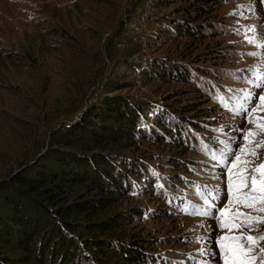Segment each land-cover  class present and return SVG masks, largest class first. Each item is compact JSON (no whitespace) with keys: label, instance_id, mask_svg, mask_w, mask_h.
<instances>
[{"label":"rangeland","instance_id":"rangeland-1","mask_svg":"<svg viewBox=\"0 0 264 264\" xmlns=\"http://www.w3.org/2000/svg\"><path fill=\"white\" fill-rule=\"evenodd\" d=\"M220 1L214 31L187 37L170 34L160 26L139 32L136 19L129 15L136 10V5L131 9V0H0V178L17 170L30 150H41L52 127L96 98L99 86L91 80H96L103 68L111 69L106 43L110 38L120 39L122 31L144 43L141 53L146 57L170 56L191 65L194 57L211 56L216 62L208 65L217 68V77L205 79L209 86L204 97L191 92L188 83L174 79L138 81L119 90L151 98L160 105L201 101L209 114L202 121L211 125L210 134L199 135L201 142L186 154L194 166L182 170L189 180L173 190L178 195H168L165 201L157 193L152 196L158 200L130 194L124 205L167 210L160 212L158 221L144 218L137 227H144L161 264H223L216 241L227 230L218 227L216 217L227 203V169L233 153L244 145L247 130L258 131L247 123L243 109L251 107L244 100L246 93L251 92L254 101L264 93V2ZM172 7L174 4L157 11L149 8L145 15H161ZM246 37L255 42L248 43ZM20 57L24 62H19ZM257 115L264 117V110ZM124 152L152 160L159 173L162 169L154 159L174 154L151 143ZM260 162H264V148L255 161ZM161 179L160 175L154 178L156 187ZM197 210L212 215L193 214ZM252 234H264V224Z\"/></svg>","mask_w":264,"mask_h":264},{"label":"trees","instance_id":"trees-1","mask_svg":"<svg viewBox=\"0 0 264 264\" xmlns=\"http://www.w3.org/2000/svg\"><path fill=\"white\" fill-rule=\"evenodd\" d=\"M131 1L136 10L129 15L136 19L139 32L160 26L187 37L214 31L221 4ZM172 4L167 13L145 15L149 8L157 11ZM130 36L122 31L120 39L106 43L111 69L103 68L91 80L99 86L96 98L52 127L41 150H30L17 170L0 178V264L162 263L152 252L154 245L144 227H137L144 218L158 221L160 212L167 210L124 202L130 194L158 200L152 196L157 193L165 201L168 195H178L173 190L189 180L182 170L194 166L188 163L187 152L201 142L199 135L210 134L211 125L202 121L208 108L201 101L160 105L119 90L133 82L174 79L188 83L190 91L202 97L209 86L205 79L216 78L217 68L208 65L216 62L211 56L194 57L191 65L170 56L146 57L141 53L144 43ZM18 60L24 62L22 57ZM140 143L174 153L154 159L162 173L153 169L152 160L124 152ZM159 175L163 184L156 187L154 178Z\"/></svg>","mask_w":264,"mask_h":264},{"label":"snow or ice","instance_id":"snow-or-ice-1","mask_svg":"<svg viewBox=\"0 0 264 264\" xmlns=\"http://www.w3.org/2000/svg\"><path fill=\"white\" fill-rule=\"evenodd\" d=\"M249 11L254 12V8L249 6ZM249 31L254 32L255 29L250 28ZM246 39L250 44L255 42L254 38ZM257 87L261 85L257 84ZM244 100L251 105L243 109L247 123L258 131L249 129L244 133L245 143L233 153L234 158L227 169V203L216 217L218 227L222 231L227 230V234L216 241L223 264H257V261L264 264V246H261L264 245V234H252L264 224V162L255 163L259 159V150L264 148V138H258L264 137V117L257 115L264 110V93L259 94L255 101L251 92L246 93ZM193 214L212 215L207 210H197Z\"/></svg>","mask_w":264,"mask_h":264}]
</instances>
